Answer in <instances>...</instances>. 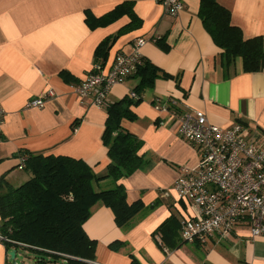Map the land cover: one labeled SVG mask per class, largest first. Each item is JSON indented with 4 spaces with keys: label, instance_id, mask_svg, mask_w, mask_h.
I'll list each match as a JSON object with an SVG mask.
<instances>
[{
    "label": "crops",
    "instance_id": "0c3cea01",
    "mask_svg": "<svg viewBox=\"0 0 264 264\" xmlns=\"http://www.w3.org/2000/svg\"><path fill=\"white\" fill-rule=\"evenodd\" d=\"M124 1H133L141 28L108 45L105 62L109 64L117 53H129L133 42L141 38L146 41L140 49L142 64L150 62L179 81L177 85L172 79L156 80L131 108L137 119L121 123L143 142L140 154L149 164L119 183L129 202L141 201L149 209L123 230L109 208L96 204L83 225L85 234L97 243L89 264H130L132 257L139 264H264V238L248 240L246 229H238L225 242L205 246L183 242L170 251L153 237L167 218L175 216L179 223L190 216L187 203L177 199L172 185L182 171L198 165L195 150L177 134L175 112L155 111L154 98H173L179 110H199L209 123L223 129L244 121L256 127L264 141V70L243 73L237 60V73L231 69L232 75L225 77L222 51L198 17L200 0H182V11L175 19L163 14L158 0H0V107L4 110L0 179L4 176L14 183L28 179L17 172L24 171L19 167L23 152L82 160L95 175H105L109 160L101 136L106 110L80 99L74 87L93 63L102 61L96 55L99 45L128 22L122 18L90 29L85 12L100 17ZM219 1L230 10L231 23L245 38L260 36L264 42V0ZM155 37L163 38L167 48L159 46ZM61 71L69 72L74 81L64 82ZM136 83L132 77L115 85L109 103L132 93ZM49 90L54 96L43 108L26 106ZM110 187L109 180H103L96 191ZM4 244L0 243V264H10L12 249Z\"/></svg>",
    "mask_w": 264,
    "mask_h": 264
},
{
    "label": "trees",
    "instance_id": "16d2710c",
    "mask_svg": "<svg viewBox=\"0 0 264 264\" xmlns=\"http://www.w3.org/2000/svg\"><path fill=\"white\" fill-rule=\"evenodd\" d=\"M133 7V1H124L100 17L85 12V21L90 29L107 27L122 18L128 20L97 48L96 55L102 58V62L107 59L108 45L120 36L141 28V21ZM198 17L213 43L222 51L220 66L227 73L226 78L237 73V60H240L243 73L264 70V42L261 37L245 38L241 29L231 23L230 10L219 0H200ZM157 44L167 48L163 38H158ZM59 75L66 83L74 81L67 71H61ZM132 77L137 79L133 88L136 99L127 95L108 103L105 108L107 117L101 136L109 160L105 175H95L82 160L23 152L21 155H25L24 171L29 174L28 180L12 186L4 176L0 179L2 233L9 240L24 246L5 243L7 250L14 249L17 253V249H29L61 260L62 264H89L95 258L97 243L85 234L83 225L96 204L109 208L114 222L123 230L132 226L138 214L149 209L141 201L129 202L123 185L119 183L149 164V159L140 154L143 142L123 129L121 123L137 119L131 108L142 101V95L153 87L156 80L172 79L178 85L179 79L161 72L150 62L140 65ZM172 110L180 111L176 105ZM103 180H109L111 187L96 191L97 183ZM153 237L162 249L169 251L183 244L175 216L167 218ZM130 264L139 263L132 257Z\"/></svg>",
    "mask_w": 264,
    "mask_h": 264
},
{
    "label": "built area",
    "instance_id": "2783aa9c",
    "mask_svg": "<svg viewBox=\"0 0 264 264\" xmlns=\"http://www.w3.org/2000/svg\"><path fill=\"white\" fill-rule=\"evenodd\" d=\"M158 4L163 14L172 19L183 8L182 0H158ZM145 43L141 38L135 40L129 53H117L109 64L93 63L85 79L74 87V93L80 99H89L97 108H106L112 88L137 73L142 64L140 49ZM53 96V90H49L26 106L43 108ZM130 97L137 96L131 93ZM175 105L177 102L169 97L154 98L152 102L159 113H169ZM3 118L0 107V134ZM174 118L178 136L198 157L197 167L182 171L172 185L177 199L187 203L191 212L179 222L181 240L199 246L218 244L229 240L238 229H246L248 240L264 238V141L259 131L241 122L223 129L209 123L199 110L177 111ZM20 163V168L24 167L25 159ZM0 243L24 247L2 233L1 223Z\"/></svg>",
    "mask_w": 264,
    "mask_h": 264
},
{
    "label": "rangeland",
    "instance_id": "374dc122",
    "mask_svg": "<svg viewBox=\"0 0 264 264\" xmlns=\"http://www.w3.org/2000/svg\"><path fill=\"white\" fill-rule=\"evenodd\" d=\"M18 174L25 175L27 178H29V174L24 171L17 170ZM28 179H26L27 181ZM9 184L13 186H18L24 182L20 183H14L8 181ZM13 250V249H12ZM11 250V251H12ZM10 261V260H9ZM10 264H62L61 260H57L52 258L51 256L42 255L37 252H34L29 249H18L16 253V257L14 262H9Z\"/></svg>",
    "mask_w": 264,
    "mask_h": 264
},
{
    "label": "water",
    "instance_id": "95a60500",
    "mask_svg": "<svg viewBox=\"0 0 264 264\" xmlns=\"http://www.w3.org/2000/svg\"><path fill=\"white\" fill-rule=\"evenodd\" d=\"M15 255H16V252H15L14 250H12V251H10V252L8 253L9 260H10L11 262H14V260H15Z\"/></svg>",
    "mask_w": 264,
    "mask_h": 264
},
{
    "label": "bare ground",
    "instance_id": "6f19581e",
    "mask_svg": "<svg viewBox=\"0 0 264 264\" xmlns=\"http://www.w3.org/2000/svg\"><path fill=\"white\" fill-rule=\"evenodd\" d=\"M141 61H142V59H141ZM141 65H142V64H141ZM132 93H133V92H132ZM130 94H131V93H130ZM130 94H129V96H130ZM134 94H135V93H134ZM135 95H136V94H135ZM153 100H154V99H153ZM152 102H153V101H152ZM183 110H184V109H183ZM180 111H182V110H180ZM22 158H25V157L23 156V157H21V159H22ZM21 159H20V161H21ZM20 166H21V163H20ZM20 166H19V167H20ZM24 167H25V164H24ZM24 167H22V169H23ZM184 243H185V242H184ZM15 252H16V251H15ZM15 257H16V255H15Z\"/></svg>",
    "mask_w": 264,
    "mask_h": 264
}]
</instances>
